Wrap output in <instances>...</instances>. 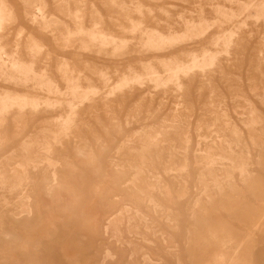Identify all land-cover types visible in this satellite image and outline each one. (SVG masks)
Listing matches in <instances>:
<instances>
[{
    "label": "rangeland",
    "instance_id": "374dc122",
    "mask_svg": "<svg viewBox=\"0 0 264 264\" xmlns=\"http://www.w3.org/2000/svg\"><path fill=\"white\" fill-rule=\"evenodd\" d=\"M7 1L14 8L16 16L12 19L13 21H7L8 23H5L6 25L4 24L5 26H3L0 31V34L3 37L2 44L7 51L13 52L16 48L20 49L22 56L27 59L28 54L25 50V44H27L28 41L30 42V39L31 42L35 40L41 42L45 48L38 58V64L36 65L37 70L47 67L45 68L47 69V72L50 73V75H54L59 86L64 89L66 85L57 71V59L59 57L66 58L69 60L70 65L74 67L72 68L70 66L73 70L74 76L80 77V80L83 83H85L86 79H90L93 81V84L96 86L98 85V88H100L102 92H105L107 88H105V84L97 75L99 69L108 72L110 78H115L119 70V74L126 72L128 65L133 66L134 64L133 67L139 69V62L141 60L150 61L152 59L150 56L144 58L137 57L134 52L135 46L133 47V44L130 45V50H127V52H129L121 53V57L119 58L117 56L113 59L110 50L100 51L97 48H95L90 56L86 58L79 48L80 40H77L78 37H69L65 31L74 30L75 27L80 25L90 29L93 27V23L96 20H99V27L101 30L104 29V31L109 34L116 33L115 35L118 34L119 36L130 40V36L128 34H123L122 31L123 27L129 26L130 24L127 22L128 19L127 16H125L124 11H122L123 9L119 8L121 7V2L128 3L132 6V2L137 3L140 1V3L146 6L144 8L145 10L143 9L146 14H144L146 16H144L146 19V26L155 28L159 25V30L164 32L166 31L165 28L167 25L165 24L167 20L169 24L175 27L177 32H181V29L179 28L181 20L179 17L185 15V17L190 18L192 12L203 10L204 7L205 9L203 10V13L208 19H210L213 17L210 5L214 2L221 3L227 8L237 10L236 5H231L232 7H230V3H226L225 0H181L182 2L180 0H109V4L107 3L108 0H105L104 2L103 0H99L100 2H98V0H78L79 2L76 0H72L73 2L71 0H63V3L62 0ZM83 3L85 4L83 5ZM103 4L109 8L106 6L104 7ZM28 5L32 8L29 9ZM201 5L203 7L202 9L200 7ZM149 8L153 10L152 14H150ZM131 9L134 10L133 7ZM121 13L124 16L121 15ZM93 14L95 16H93ZM53 15L57 18H53ZM137 16V14H134L135 18H138ZM32 19L36 22L32 21ZM47 20L49 22L51 21L50 23L53 25ZM62 22L64 26L61 25ZM54 24L55 28L58 29L53 27ZM49 25L50 29L49 27L45 28ZM249 25L250 26L247 30L237 39V44L240 47L236 44L233 48L232 55L229 58L225 56L219 58L220 61L218 60V64L216 63L215 66V68L218 67L219 69L212 68L211 70H207L206 73H210L208 75L206 74L205 81L200 78L199 75H192V77L197 76L196 80H193L191 84L192 86H189V88L187 86L188 89H184L181 93L183 95L180 94L183 96V102L179 111L173 110L175 108L174 104H176V94H169V100L166 102L167 104H164L160 101L161 99H159L161 98V93H151L152 91L150 90L138 91L133 87V89L129 88L130 93L127 89L119 92L118 96L116 93L114 95L115 97H112V100L94 102L93 104L85 103L83 106H80V111L78 109V117H76L77 124L68 134H66L68 138L65 137L66 135H61L59 137L60 141L57 142V144H59L58 147L54 144L53 146H56L52 148L53 150L51 149L52 152H50L51 150L44 154L38 151H34V153L32 152L34 156L39 154V156L42 157L43 155L46 157V155L51 153L49 156H51L53 161L58 162L56 168L47 167L48 164H46V162L41 164L42 166L40 164L39 167L35 166L36 168L34 166L23 167V152H21L20 148L22 142L29 140L30 136L31 138L34 137L33 139H43L44 141L48 133L47 131L49 130L48 125L50 123H56L57 121L53 116L54 114L47 115L44 113V110L41 109L38 113L27 116L28 119L26 118V120L23 121V124L19 127L13 125V122L11 121L8 127L0 128V139L5 143L0 147V164L9 159L8 157L11 158V153L14 152V156L16 157L14 158L15 162H18L20 163L19 165H21L19 166L20 168L6 169L2 168L0 165V173L4 169V171H9L10 173L12 170H17L22 176L25 178L27 177L26 180L28 181L24 184L23 194L26 196L28 194V202H30L29 199H31L30 205L28 202L26 203L27 200L21 201L18 198L17 193H14L16 196H13L10 192L0 191V221L3 220L8 227L16 229V231L8 237L0 235V264H26L28 258L31 256L34 260V264H216V260L219 261L217 264H227L233 256V252H228V250H225L214 243V239L210 236L213 232H210V229L216 230L214 228L222 226L226 229H231L238 236H242V223H244L245 220H248L247 218H249L251 211L253 213L255 209L261 207L256 196L258 192H261V188H264V60H261L264 59V26L262 24L254 23ZM39 26H41V28H39ZM227 26L230 27L229 24H226L224 25V28L227 29ZM61 27H64L63 29L65 30H62ZM62 31L64 32L62 33ZM216 33V30L211 31L206 40L192 43L189 48L200 50L201 47H208V43ZM21 34L23 36H20ZM30 36L32 38L29 39ZM7 38L8 41H6ZM73 38L74 40H71ZM61 39L65 41H62ZM8 43L10 45H8L9 48L7 47ZM13 43L17 45H14ZM260 47L263 50H261ZM189 48L188 46H184L182 49ZM94 52L96 54H93ZM101 53H103L102 56ZM174 53L178 55L181 54L178 50L174 51ZM260 53L262 56L259 55ZM122 54H125L126 56H123ZM231 57H233V60H228L232 59ZM111 61H113V63H111ZM90 62H92V65ZM136 63H138V65ZM44 64L46 65L44 66ZM101 66L102 68H99ZM222 69L224 70L222 71ZM116 70L117 72H114ZM214 71H216V73H214ZM219 73H221V78H219ZM207 76H209V79ZM114 78L111 79L109 86L113 85V82H115L116 79ZM209 80L210 82H208ZM205 83L208 84L206 85ZM0 88L15 90L14 87L6 86L2 83L0 84ZM198 91H200L201 94L200 92L198 93ZM124 92L125 94H123ZM147 93L148 95L146 96ZM143 94L145 96H143ZM189 96H191L190 99ZM117 100L120 105L117 103ZM106 102L108 105H106ZM184 102L185 104H183ZM186 102L190 103L187 104ZM221 107L225 108V111H227V117H224L223 113L220 112ZM107 109H110V111H107ZM88 110L91 111L89 112ZM189 113L191 115H189ZM243 114L247 116L245 117ZM252 114H257L254 116L260 121L257 124V127L255 125V129L250 128L246 124L250 120L249 117L252 116ZM150 115H152V117ZM51 116L53 117L51 118ZM95 117H97V119ZM167 117L173 120L178 119L181 123L180 125H183V127L185 126V128L189 130L190 144L188 152L185 151V148L183 147L184 145L182 146V142L174 132L171 133L169 129L165 130V128L171 124L166 123V121H168ZM46 126L48 130L46 129ZM43 129L45 131H43ZM40 130L41 133L44 134H42L43 136L39 135ZM220 131H223L222 138L225 140L223 142L232 145L233 157L236 158V160H242L247 164L245 166L246 173H250L249 176L252 177V180L247 181L248 183L243 180V177L248 174L241 175V170L233 168L230 166L231 162L224 160L223 162L226 165L224 166V168L226 167L224 170L226 172L222 175L231 177L224 182V185L220 184V187L209 185L211 187H208L206 182L199 184V175L204 166L200 163L201 161H204V150L207 148L208 143L213 144L218 142V145L221 144L220 141H217L218 138H216L217 136L215 135ZM233 131H235L237 135L233 133ZM71 132L74 134L73 136ZM157 133L163 134L160 136L157 135ZM155 137H159L160 140L155 139L151 141L152 138ZM61 138H63L64 141ZM149 138H151V140H149ZM209 138H212L213 140ZM76 139L77 141H75ZM161 139L163 142H161ZM97 141L99 144L98 147L95 143ZM146 142L150 145L149 150L144 154L145 156H143V158H139V156H137L139 152H136V150L133 151L132 148L136 146L137 151H139L143 147L142 144H145ZM151 142H153V145ZM76 143L77 145H75ZM60 145H64V147L61 148ZM83 146L94 147V151L100 162L98 168H88L75 158V151ZM40 153L42 155H40ZM240 154L243 155L245 159H243ZM223 155L229 158L230 154L225 151L223 152ZM244 155L247 156L245 157ZM238 156L239 158H237ZM18 157L20 158L17 159ZM145 158H147V160H145ZM64 159H70L74 165L77 166L78 173L76 176H73L68 180V187L71 190L67 192L70 199L65 200V209L58 210L56 204H54L53 207H47L46 202L48 199L46 198V195L49 191L53 192L54 189L62 184L66 178L65 176L68 169L62 166ZM138 159L141 162L143 159L142 163L144 164L147 163L144 165V168H141L142 171L139 170V167L133 166V163H136ZM199 160L201 161L199 162ZM170 162H173V168L176 171L169 175V173L166 172V169ZM185 162H187V168L184 169ZM45 169L47 171H45ZM219 169L220 167L218 170ZM54 171L58 172L55 173ZM24 173H28L27 175L31 176V180L30 177ZM54 174L57 175V180L60 184H55L50 189H47L46 184L48 185L51 183L52 175ZM165 184L170 190L167 191L165 189ZM205 186H207L206 190ZM219 188L221 190H219ZM203 189L205 190L204 194L202 192L204 191ZM139 191L140 194L144 196L142 200L129 198L131 193L137 194ZM98 192H103V199L100 198L101 195ZM236 192L238 194H236ZM72 193H74V196ZM122 195H126L125 199L122 198ZM117 199H120V201ZM14 201L17 202V204H14ZM130 202H133V204ZM19 203H21V205H26L25 209L29 210L28 213H20L18 210ZM102 203H108L110 207L121 203L119 205H124V207L133 209L131 216L125 219L126 221H124L121 232L119 233L120 235L118 236L120 238L119 240L125 243V248L127 247L126 249L118 248L115 245V240L110 237L99 236L95 233L94 228L96 226V220L102 218L106 213V211L101 210ZM12 204L13 206H11ZM54 213L55 217L53 216ZM13 216H18V218L15 219ZM20 222H25L29 230L23 231ZM216 231L219 232V230ZM253 240L251 260L241 259L237 264H264V230L257 232ZM10 242H14L15 244L11 253H8L6 251V245ZM136 244H138L140 248ZM134 248L136 254L132 255L131 259H129L128 255ZM107 251L113 256L110 260L105 258ZM216 255L218 256L216 257ZM78 256H80V258ZM75 258L78 260H74Z\"/></svg>",
    "mask_w": 264,
    "mask_h": 264
},
{
    "label": "bare ground",
    "instance_id": "6f19581e",
    "mask_svg": "<svg viewBox=\"0 0 264 264\" xmlns=\"http://www.w3.org/2000/svg\"><path fill=\"white\" fill-rule=\"evenodd\" d=\"M41 1V0H40ZM70 1V0H69ZM72 1V0H71ZM75 1V0H74ZM79 2L78 0H76ZM89 1V0H88ZM105 0H103L104 2ZM114 1V0H112ZM117 1V0H116ZM134 1V0H133ZM139 1V0H138ZM181 1V0H180ZM185 1V0H183ZM208 1V0H205ZM211 1V0H209ZM214 1V0H213ZM226 3H230L231 5H236L237 10L235 9H230L222 5L221 3H212L210 6L212 8V13L213 17L208 19L206 15H204L203 10L192 12L190 18L185 17V15H181L179 18L181 20L179 24V28L181 29V32H177L175 30V27L169 24L168 20L165 25V32L159 30V25H157L155 28H150L146 26L145 23V18L144 16L146 15L143 11V9L146 7L142 3L137 2L133 3L132 6H130L128 3L121 2L120 5L125 13V16H127V19L129 22V26L123 27L122 31L123 34H128L130 36V40L121 37L114 34H109L106 31L101 30L99 27V20H96L93 23L92 28H85L84 26H77L75 27L74 30H69L65 31L67 32V35L69 37H78L77 40L79 41L80 44V49L83 52L84 57H89L92 51L97 48L100 51L101 50H110L112 58L114 59L115 57L120 56L121 53L127 52V50H130V45L133 44V47L135 49V54L137 57H147L150 56L152 60L150 61H144L141 60L140 67L139 69H135L133 66L128 65L127 71L123 72L121 74L116 75L114 79L115 82H113V85L109 86V83L111 79L109 77L108 72L105 70L99 69L97 72L98 77L102 80V82L105 84V88L107 90H103L105 92H102L100 88H98V85L96 86L93 84L90 79H86L85 83H83L80 80V77L74 76L73 70L71 69L74 68L73 66L70 65V62L68 59L59 57L57 59V71L59 75L62 77V81L65 83L66 87L62 89L57 80L55 79L54 75H50V73L47 72V67H43L41 70L36 69V65L38 64V58L40 54L44 51L45 46L38 41H32L31 36L29 37L30 42L28 41L26 45V53L28 54V58H24L21 54V50L17 49L13 52H9L6 50L5 46L2 44V36L0 34V84H4L6 86H12L14 87L15 90L11 89H1L0 88V128H6L8 127L9 123L12 121L13 125L16 127H19L23 124V121L26 120L27 116L30 114H36L38 113L41 109L44 110V113L47 115L54 114L53 116L56 118V123H50V127L48 125L49 130H46L48 132L47 136L45 137L46 139L43 141V139H33L29 138V140H26L22 142L21 144V152H23V162L24 166H38L39 164H43L46 162L48 164L47 167L49 168H56L58 166V162L53 161L51 156L46 155V157L43 155L39 156L37 154L38 152L41 153H48L52 148H54L56 145L58 147L59 144H57L58 141H60L59 137L61 135H66L68 134L72 128L77 124L76 122V117L78 113V109L80 106H83L85 103L93 104L94 102H100V101H105V100H112L113 96L119 92H122L123 90L127 89L129 92V88L137 89L138 91L140 90H150L153 92H159L161 93V99L160 101L162 103H166L169 100V94L174 93L176 94V104L175 108L173 110L179 111L182 107V102H183V94H181L184 89H188L189 86H192L193 80H196L197 76L192 77V75H199L200 78H202L204 81L206 79V72L207 70H211L212 68H215L217 61L219 58H222V56L225 57H230L232 55L233 48L237 44V39L240 38V35L243 34L244 31L247 30V28L250 26L249 24L254 23V24H262L264 26V0H225ZM35 2V1H34ZM39 2V1H38ZM44 2V1H43ZM42 2V3H43ZM55 2V1H54ZM73 2V1H72ZM86 2V1H85ZM98 2H100L98 0ZM102 2V3H103ZM107 2V1H106ZM158 2V1H157ZM182 2V1H181ZM188 2V1H187ZM190 2V1H189ZM63 3V0H62ZM108 4L110 3L109 0L107 2ZM114 3V2H111ZM118 3V2H116ZM208 3V2H207ZM28 4V2H27ZM30 4V3H29ZM57 4V1H56ZM69 4V3H66ZM85 3H83L84 5ZM206 4V3H205ZM48 5V4H47ZM46 5V6H47ZM63 5V4H62ZM61 5V6H62ZM95 5V4H94ZM104 5V4H103ZM41 6V5H40ZM60 6V7H61ZM96 6V5H95ZM106 5H104L105 7ZM111 6V5H109ZM48 7V6H47ZM59 7V8H60ZM69 7V6H68ZM93 7V6H92ZM108 7V6H106ZM134 8L132 10L131 8ZM201 9L203 8L202 5L200 6ZM199 7V9H200ZM28 8H32L30 5H28ZM41 8V7H40ZM62 8V7H61ZM70 8V7H69ZM109 8V7H108ZM210 8V9H211ZM26 9V8H25ZM36 9V8H35ZM63 9V8H62ZM85 9V8H84ZM150 9V8H149ZM161 9V8H160ZM44 10V9H43ZM61 10V9H60ZM145 10V9H144ZM47 11V10H46ZM66 11V10H65ZM119 11V10H118ZM26 12V10H25ZM38 12V11H37ZM72 12V11H71ZM121 12V11H120ZM150 14L153 13V10H149ZM41 13V12H40ZM45 13V12H44ZM56 13V12H55ZM60 13V12H59ZM64 13V12H63ZM68 13V12H66ZM147 13V11H146ZM165 13V12H164ZM26 14V13H25ZM57 14V13H56ZM100 14V13H99ZM98 14V15H99ZM134 14H137L138 18L134 17ZM145 14V15H144ZM184 14V13H183ZM27 15V14H26ZM76 15V14H75ZM121 15H123L121 13ZM149 15V14H148ZM167 15V13H166ZM180 15V14H179ZM46 16V15H45ZM44 16V17H45ZM93 16H95L93 14ZM101 16V15H100ZM124 16V15H123ZM170 16V15H169ZM16 17L15 16V10L14 8L10 5V3L7 0H0V31L3 26H5L8 22ZM29 17V16H27ZM55 16L53 15V18ZM66 17V16H65ZM68 17V16H67ZM82 17V16H81ZM112 17V16H111ZM110 17V18H111ZM146 17V16H145ZM189 17V16H188ZM46 18V17H45ZM57 17H55L56 19ZM69 18V17H68ZM100 18V17H97ZM103 18V17H101ZM169 18V17H168ZM35 19V18H34ZM51 19V18H50ZM76 19V18H75ZM93 19V21H94ZM58 20V19H57ZM72 20V19H71ZM101 20V19H100ZM112 20V19H111ZM13 21V20H12ZM32 21H35L32 19ZM41 21V20H40ZM48 21V20H47ZM74 21V20H73ZM36 22V21H35ZM34 22V23H35ZM49 22V21H48ZM51 22V21H50ZM49 22V23H50ZM59 22V21H58ZM57 22V23H58ZM80 22V21H78ZM6 23V24H5ZM46 23V22H45ZM56 23V24H57ZM159 23V22H158ZM5 24V25H4ZM38 24V23H37ZM51 24V23H50ZM65 24V23H64ZM176 24V23H175ZM229 24L230 27L227 29L224 28V25ZM34 25V24H33ZM46 25V24H45ZM44 25V26H45ZM48 25V24H47ZM53 25V24H51ZM63 25V22L62 24ZM69 25V23H68ZM117 25V24H116ZM37 26V25H36ZM43 26V27H44ZM58 26V25H57ZM56 26V27H57ZM60 26V24H59ZM64 26V25H63ZM178 26V25H177ZM49 27L50 25L46 26L45 28ZM55 28V24L53 26ZM66 27V26H65ZM41 28V26H39ZM53 28V29H54ZM60 28V27H59ZM62 28V27H61ZM64 28V27H63ZM62 30H65L63 29ZM120 28V27H119ZM6 29V28H4ZM58 29V28H55ZM161 29V28H160ZM7 30V29H6ZM23 30V28H22ZM164 30V29H163ZM216 30L217 33L211 38L210 42L208 43V47H201L200 50H195L193 48H189L191 46L190 44L195 43V42H201L203 40H206L207 37L210 35V32ZM48 31V30H47ZM52 31V30H51ZM58 31V30H57ZM179 31V30H178ZM64 31H62L63 33ZM2 33V32H1ZM5 33V32H4ZM20 33V32H19ZM60 33V32H59ZM113 33V32H112ZM23 34V32H22ZM20 36H23V35ZM264 34V33H263ZM5 35V34H4ZM3 35V36H4ZM10 35V34H9ZM19 35V34H18ZM51 35V34H50ZM63 35V34H62ZM65 35V34H64ZM259 35V34H258ZM11 36V35H10ZM18 36V37H20ZM25 36V35H24ZM60 36V35H59ZM123 36V35H122ZM249 36V35H248ZM64 37V36H63ZM62 38V37H60ZM6 39V38H5ZM34 39V38H33ZM63 39V38H62ZM61 39V40H62ZM65 39V38H64ZM69 39V38H67ZM244 39V38H243ZM27 40V39H26ZM71 40H74L71 39ZM8 41V38L7 40ZM17 41V40H16ZM14 41V42H16ZM21 42V40L19 39ZM55 41V40H54ZM58 41V40H57ZM65 41V40H62ZM70 41V40H69ZM76 41V39H75ZM74 41V42H75ZM209 41V40H208ZM207 41V42H208ZM247 41V40H246ZM19 42V44H20ZM67 42V41H66ZM242 42V41H241ZM245 42V41H244ZM56 43V42H55ZM70 43V42H69ZM14 45H17L13 43ZM22 44V43H21ZM75 44V43H73ZM188 44V45H187ZM264 44V43H263ZM9 43L7 44L8 47ZM64 45V44H63ZM62 45V46H63ZM238 45V44H237ZM10 46V45H9ZM13 46V45H12ZM21 46V45H19ZM24 46V45H23ZM184 46H188L189 49H182ZM239 46V45H238ZM58 47V46H57ZM64 47V46H63ZM66 47V46H65ZM240 47V46H239ZM9 48V47H8ZM7 48V49H8ZM21 48V47H19ZM67 48V47H66ZM261 48V47H260ZM13 49V48H12ZM69 49V48H67ZM75 49V48H74ZM78 49V48H77ZM236 49V48H235ZM246 49V48H245ZM244 49V50H245ZM48 50V49H47ZM79 50V49H78ZM98 50V51H99ZM178 50L181 54H175L174 51ZM237 50V49H236ZM243 50V51H244ZM261 50H263L261 48ZM97 51V52H98ZM132 51V50H131ZM129 52V51H128ZM127 52V53H128ZM264 52V51H263ZM100 53V52H99ZM108 53V52H107ZM50 54V53H49ZM48 54V55H49ZM93 54H96L95 52ZM103 53H101L102 56ZM105 54V53H104ZM132 54V53H131ZM99 55V54H98ZM109 55V54H106ZM123 55V54H122ZM125 55V54H124ZM123 55V56H124ZM129 55V54H128ZM261 55V53L259 54ZM96 56V55H95ZM104 56V55H103ZM126 56V55H125ZM262 56V55H261ZM49 57V56H48ZM52 57V56H51ZM106 57V56H105ZM235 57V56H234ZM132 58V57H131ZM226 58V59H228ZM232 59L228 60H233ZM237 58V57H236ZM262 58V57H261ZM51 59V58H50ZM264 60V59H261ZM52 61V60H50ZM49 61V62H50ZM220 61V60H219ZM225 61V60H224ZM48 62V61H47ZM92 62H90L91 64ZM113 63V61H111ZM220 63V62H219ZM239 63V62H238ZM86 64V63H85ZM95 64V63H94ZM138 65V63H136ZM135 64V65H136ZM218 64V63H217ZM233 64V62H232ZM261 64V63H260ZM46 64H44L45 66ZM49 65V64H48ZM52 65V64H51ZM92 65V64H91ZM71 66V67H70ZM220 66V65H219ZM104 67V66H103ZM116 67V66H115ZM118 67V66H117ZM88 68V67H87ZM98 68V67H97ZM99 68H102L99 67ZM56 69V68H55ZM106 69V68H105ZM114 69V68H113ZM215 69H219L216 67ZM258 69V68H257ZM51 70V69H50ZM90 70V69H89ZM125 70V69H124ZM224 69H222L223 71ZM112 71V70H111ZM221 71V70H220ZM221 71V72H222ZM50 72V71H49ZM114 72H117L114 71ZM261 72V71H259ZM76 73V72H75ZM111 73V72H110ZM210 72H208L209 74ZM216 73V71H214ZM223 73V72H222ZM81 74V73H80ZM207 74V75H208ZM213 74V73H212ZM220 77L221 78V73ZM225 74V72H224ZM94 75V74H93ZM111 75V74H110ZM217 75V74H216ZM54 76V77H53ZM81 76V75H79ZM85 76V75H84ZM113 76V74H112ZM215 76V75H214ZM223 76V75H222ZM262 76V75H261ZM264 76V75H263ZM209 79V76H207ZM83 78V77H82ZM98 78V80H99ZM199 78V77H198ZM211 78V77H210ZM213 78V77H212ZM221 80V79H220ZM228 80V79H225ZM203 81V82H204ZM212 81V79H211ZM207 82V81H206ZM210 82V80L208 81ZM223 82V81H222ZM230 82V81H229ZM234 82V81H233ZM63 83V84H64ZM215 83V82H214ZM228 83V82H227ZM226 83V84H227ZM102 84V83H101ZM103 84V86H104ZM206 84V83H205ZM208 84V83H207ZM206 84V85H207ZM212 84V83H210ZM233 84V83H232ZM239 84V82H238ZM237 84V85H238ZM202 85V84H200ZM188 86V88H187ZM209 86V85H208ZM214 86V85H213ZM239 86V85H238ZM241 86V85H240ZM244 86V85H243ZM133 87V88H132ZM203 87V86H200ZM202 89V88H201ZM231 89V88H230ZM229 89V90H230ZM236 89V88H235ZM261 89V88H260ZM22 90V91H20ZM217 90V89H216ZM239 90V89H238ZM192 91V90H191ZM190 91V92H191ZM201 91V90H200ZM198 91V93L200 92ZM189 92V90H188ZM215 92V91H214ZM238 92V91H237ZM130 93V92H129ZM134 93V92H133ZM216 93V92H215ZM260 93V91H259ZM125 94V92L123 93ZM121 94V95H123ZM181 94V95H180ZM201 94V92H200ZM237 94V93H236ZM130 95V94H129ZM132 95V93H131ZM148 93L146 94V96ZM157 95V94H156ZM262 95V94H261ZM133 96V95H132ZM143 96H145L143 94ZM160 96V95H159ZM186 96V95H184ZM188 96V95H187ZM115 97V96H114ZM157 97V96H156ZM154 97V98H156ZM191 96H189L190 99ZM218 97V96H216ZM146 98V97H145ZM151 98V97H150ZM173 98V95H172ZM187 98V97H186ZM118 99V98H116ZM147 99V98H146ZM124 100V99H123ZM155 100V99H154ZM141 101V100H140ZM151 101V100H150ZM159 101V102H160ZM200 101V100H199ZM249 101V100H248ZM119 101L117 100V103ZM144 102V101H143ZM152 102V101H151ZM158 102V103H159ZM160 102V103H161ZM174 102V101H173ZM107 103V102H106ZM114 103V102H112ZM116 103V102H115ZM187 103V102H186ZM190 103V102H188ZM187 103V104H188ZM193 103V102H192ZM200 103V102H199ZM119 104V103H118ZM125 104V103H124ZM142 104V103H141ZM167 104V103H166ZM185 104V102L183 103ZM186 104V105H187ZM217 104V103H216ZM104 105V104H103ZM108 105V103L106 104ZM120 105V104H119ZM154 105V104H153ZM160 105V104H159ZM237 105V104H236ZM97 106V105H96ZM110 106V105H109ZM108 106V107H109ZM113 106V105H112ZM151 106V103H150ZM185 106V105H184ZM205 106V105H204ZM202 106V107H204ZM92 107V106H91ZM90 107V108H91ZM94 107V106H93ZM99 107V106H98ZM162 107V106H161ZM160 107V108H161ZM165 107V106H164ZM210 107V105H209ZM89 108V107H88ZM104 108V107H103ZM116 108V107H113ZM158 108V107H157ZM184 108V107H183ZM182 108V109H183ZM84 109V108H83ZM95 109V107H94ZM106 109V108H105ZM104 109V110H105ZM217 109V108H216ZM227 109V107H226ZM103 110V111H104ZM204 110V109H203ZM256 110V109H254ZM80 111V109H79ZM89 111V110H88ZM87 111V112H88ZM91 111V110H90ZM89 111V112H90ZM107 111H110V109H107ZM106 111V112H107ZM140 111V110H139ZM189 111V110H187ZM210 111V110H209ZM208 111V113H209ZM213 111V109H212ZM216 111V110H215ZM251 111V110H250ZM257 111V110H256ZM88 112V113H89ZM95 112V111H93ZM98 112V111H97ZM105 112V111H104ZM223 113L224 117H227V114L225 111V108L221 107V111ZM87 113V114H88ZM92 113V112H91ZM90 113V114H91ZM96 113V112H95ZM99 113V112H98ZM113 113V112H112ZM249 113V112H248ZM258 113V112H257ZM115 114V113H114ZM141 114V113H139ZM175 114V111H174ZM95 115V114H94ZM98 115V114H97ZM107 115V113H106ZM187 115V114H186ZM189 115H191L189 113ZM193 115V114H192ZM211 115V114H209ZM245 117L247 115L243 114ZM255 115V114H254ZM252 114V116L249 117V121L246 123L250 128L255 129V125L257 127V124L260 122L257 120V118ZM51 116V118L53 117ZM152 117V115H150ZM169 116V115H168ZM218 116V114H217ZM137 117V115H136ZM175 117V116H174ZM179 117V115H178ZM177 117V118H178ZM259 117V116H258ZM97 119V117H95ZM130 118V117H128ZM173 118V117H172ZM176 118V117H175ZM28 119V118H27ZM85 119V118H84ZM171 119V118H170ZM167 117L166 123H171L168 125L166 129H169V131L176 136H178L179 140L182 142V146L185 148V151L188 152L189 149V144H190V137H189V130L181 126L180 122L178 119H171L170 120ZM188 119V117H187ZM231 119V118H230ZM50 120V119H48ZM129 120V119H128ZM244 120V119H243ZM80 121V119H79ZM83 121V120H82ZM111 121V120H110ZM215 121V120H214ZM50 122V121H49ZM213 122V121H212ZM221 122V121H220ZM138 123V122H137ZM190 123V121H189ZM214 123V122H213ZM80 124V123H78ZM165 124V123H164ZM47 125V124H46ZM54 125V126H53ZM82 125V124H81ZM110 125V124H109ZM236 125V124H235ZM159 126V125H158ZM237 126V125H236ZM152 127V126H151ZM212 127V126H211ZM235 127V126H234ZM162 128V127H161ZM43 129V131H45ZM75 129V128H74ZM151 129V128H150ZM157 129V128H155ZM159 129V128H158ZM163 129V128H162ZM209 129V128H208ZM16 130V129H15ZM22 130V129H21ZM161 130V129H160ZM213 130V129H212ZM147 131V130H146ZM155 131V130H154ZM75 132V131H74ZM167 132V131H166ZM222 132L220 131L216 133L215 135L218 138L217 141H220V145H218L216 142L213 144H209L207 148L204 150V161L199 160V162L204 165L202 167V171L200 173V182L199 184L206 182L208 187H211L212 185L215 187H220V184L224 185V182L226 180H229L231 177L227 175H222L224 172H226L224 169L225 163L223 162L224 160H228L231 162V165L233 168H237L241 170V175L242 174H248L246 173V168L245 162L242 160H236V158L233 157V148L230 143H225L222 138ZM41 130L39 131V135H42ZM142 133V132H139ZM205 133V132H204ZM235 133V131H233ZM28 134V133H27ZM72 134V132H71ZM77 134V133H75ZM163 133H157V135H162ZM237 135V133H235ZM234 134V135H235ZM7 135V134H6ZM38 135V134H37ZM44 135V134H43ZM42 135V136H43ZM74 134H72L73 136ZM70 136V135H69ZM175 136V137H176ZM37 137V136H36ZM67 137V135L65 136ZM64 137V138H65ZM71 137V136H70ZM203 137V136H202ZM210 137V136H209ZM38 138V137H37ZM41 138V137H40ZM68 138V137H67ZM65 138V139H67ZM145 138V137H144ZM168 138V137H167ZM204 138V137H203ZM202 138V139H203ZM226 138V137H225ZM63 140V138H61ZM133 139V138H132ZM147 139V137H146ZM145 139V140H146ZM160 140L159 137L155 138H149V140ZM212 139V138H209ZM134 140V139H133ZM144 140V139H143ZM162 140V139H161ZM178 140V139H177ZM178 140V141H179ZM213 140V139H212ZM64 141V140H63ZM77 141V139L75 140ZM170 141V140H169ZM231 141V140H230ZM229 141V142H230ZM4 141L0 139V147L3 146L5 143ZM163 142V140L161 141ZM176 142V141H175ZM214 142V141H213ZM223 142V144H222ZM96 146L98 147V141L95 142ZM153 145V142H151ZM264 143V142H263ZM56 144L55 146H53ZM63 144V142H62ZM136 144V143H135ZM181 144V143H180ZM77 145V143L75 144ZM74 145V147H75ZM202 145V144H201ZM61 148L64 147V145H60ZM81 146V145H80ZM128 146V145H127ZM143 146V147H142ZM142 149L137 151V147H133L132 150H136V152H139L137 156L139 158H143L145 156L144 154L148 152L149 150V143L147 142L145 144H142ZM179 146V145H178ZM205 147V146H204ZM124 148V147H123ZM127 148V147H126ZM131 148V147H130ZM238 148V147H237ZM53 150V149H52ZM52 150L50 152H52ZM172 150V149H171ZM201 150V149H200ZM216 150V151H215ZM235 150V149H234ZM237 150V149H236ZM16 151V150H15ZM38 151L34 156L32 152ZM55 151V150H54ZM132 151V152H133ZM215 151V152H214ZM229 152V158L225 157L223 155V152ZM73 152V150H72ZM40 153V155H42ZM70 153V152H69ZM131 153V152H130ZM129 153V154H130ZM21 154V153H20ZM135 154V153H134ZM148 154V153H147ZM171 155V154H170ZM232 155V156H231ZM241 155V154H240ZM239 155V156H240ZM8 156V155H7ZM11 158L8 157L5 162L1 163L2 168H17L21 165L20 163H16L14 156V152L11 153ZM75 158L79 160L80 163H83L85 166L91 169H96L99 167V160L97 158V155L94 151V147L92 146H86L79 148L75 151L74 154ZM163 156V155H162ZM236 156V155H234ZM239 156L237 158H239ZM245 157L247 155H244ZM61 157V156H60ZM135 157V156H134ZM202 157V156H201ZM243 159V155H241ZM18 157L17 159H19ZM37 158V160H36ZM175 159V158H174ZM241 159V158H240ZM21 160V159H20ZM111 160V159H110ZM109 160V161H110ZM141 160V159H140ZM147 160V158H145ZM248 160V159H246ZM259 160V159H258ZM58 161H59V156H58ZM62 161V160H61ZM174 161V160H173ZM179 161V160H178ZM139 159L137 160L136 163H133V166L144 168V165L147 163H140ZM258 162V161H257ZM113 163V162H112ZM115 163V162H114ZM130 163V162H129ZM248 163V161H247ZM60 164V163H59ZM117 164V163H116ZM200 164V165H201ZM61 165V164H60ZM118 165V164H117ZM115 165V166H117ZM42 166V165H41ZM44 166V165H43ZM63 167L68 169V172L66 174V178L64 179L63 183L60 184L58 183L57 180V175H52V181L50 184H46V188L50 189L53 185L55 184H60L58 185L53 192L49 191L46 195V198L48 199L46 204L47 207H53L54 204H56L58 207V210H62L65 207V200L70 199L68 196V193L71 189L68 187L69 186V179H71L73 176H76L78 173L77 171V166L74 165V163L70 159H64L63 161ZM124 166V165H123ZM229 166V165H228ZM249 166V165H248ZM247 166V167H248ZM173 162H170L167 165L166 172L169 173V175L176 170L173 168ZM220 169L218 170V168ZM20 168V167H19ZM36 168V167H35ZM120 168V167H117ZM131 168V167H130ZM153 168V167H152ZM184 169L187 168V162L184 164ZM4 169V170H5ZM30 169V168H29ZM48 169V168H47ZM58 169V168H57ZM129 169V168H128ZM248 169V168H247ZM1 171L0 173V191H5V192H10L13 196L15 195L14 193H17L18 198L22 200H27V196L23 194L24 192V184L26 181V178L22 176L21 173L17 170H12L10 173L9 171ZM35 170V169H34ZM33 170V171H34ZM41 170V169H40ZM63 170V169H62ZM113 170V169H112ZM198 170V169H197ZM37 171V170H36ZM45 171H47L45 169ZM142 171V170H141ZM35 172V171H34ZM49 172V170H48ZM47 172V173H48ZM55 172V171H54ZM58 172V171H56ZM55 172V173H56ZM237 172V171H235ZM143 173V172H142ZM140 173V174H142ZM28 174V173H24ZM45 174V173H44ZM136 174V173H135ZM155 174V173H154ZM228 174V173H227ZM250 174V173H249ZM246 175L243 177L244 181L252 180V177ZM48 175V174H46ZM51 175V174H50ZM240 175V174H239ZM240 175V176H241ZM29 176V175H27ZM175 176V175H173ZM171 176V177H173ZM244 176V175H243ZM30 180H31V176ZM158 177V176H157ZM176 177V176H175ZM173 177V178H175ZM46 178V177H45ZM177 178V177H176ZM241 178V177H240ZM29 179V178H28ZM133 179V178H132ZM235 179V178H234ZM242 179V178H241ZM44 180V179H43ZM147 181V179H146ZM156 181V180H155ZM140 182V181H139ZM152 182V181H151ZM242 182V181H241ZM27 183V182H26ZM29 183V182H28ZM148 183V182H147ZM248 183V182H247ZM30 184V183H29ZM117 184V183H116ZM28 185V184H27ZM136 185V184H132ZM146 185V184H145ZM149 185V184H148ZM211 185V186H209ZM119 186V185H118ZM129 186V185H128ZM147 186V185H146ZM150 186V185H149ZM160 186V185H159ZM165 189L168 191L170 188L165 184ZM207 186H205V190L207 189ZM226 186V185H225ZM148 187V186H147ZM157 187V186H156ZM200 187V186H199ZM224 187V186H223ZM233 187V186H232ZM262 187V185H261ZM33 188V187H32ZM225 188V187H224ZM235 188V187H234ZM45 189V188H44ZM129 189V188H128ZM157 189V188H156ZM31 190V189H30ZM139 190V189H138ZM137 190V191H138ZM204 190V189H203ZM204 191L203 194H204ZM219 190H221L219 188ZM237 190V189H236ZM26 191V190H25ZM73 191V190H72ZM146 191V190H145ZM216 191V190H215ZM218 191V190H217ZM245 191V190H244ZM131 192V191H129ZM143 192V191H142ZM148 192V191H147ZM220 192V191H218ZM243 192V191H242ZM101 196L100 198H104V194L98 192ZM109 193V192H108ZM126 193V192H125ZM30 194V193H29ZM67 194V196H66ZM74 196V193H72ZM112 194V193H111ZM144 194V193H143ZM202 194V197H203ZM221 194V193H220ZM234 194V193H233ZM236 194H238L236 192ZM259 194V196H258ZM256 198L260 201L259 205L261 206L260 208H257L254 210V212L250 213L248 220H245L244 223H242V236L235 234L234 231L231 229H226L225 227L219 226L218 228H214L216 230L210 229V232L212 231L213 233L210 235L214 239V243H216L218 246L221 248L233 252V256L231 257L230 261L227 264H237L240 262L239 260L241 259H250L251 260V250H252V244H253V238L256 235L257 232H260L264 230V188H261V192H258ZM98 195V194H97ZM163 195V194H162ZM16 196V195H15ZM30 196V195H29ZM76 196V195H75ZM126 195H122V198L125 199ZM146 196V195H145ZM205 196V195H204ZM236 196V195H235ZM118 197V196H117ZM201 197V198H202ZM239 197V196H237ZM260 197V198H259ZM116 198V197H115ZM129 198L139 200L143 199L144 196L139 193H131L129 195ZM153 198V197H152ZM18 199V200H19ZM151 199V198H150ZM165 199V198H164ZM12 200V199H11ZM17 200V201H18ZM31 202V199H29ZM118 200V199H117ZM127 200V199H126ZM125 200V201H126ZM134 200V201H135ZM206 200V199H204ZM20 201V202H21ZM34 201V200H33ZM71 201V200H69ZM107 201V200H106ZM112 201V200H111ZM116 201V200H115ZM120 201V199L118 200ZM129 201V200H127ZM196 201V200H195ZM194 201V202H195ZM15 202V201H14ZM19 202V201H18ZM28 200L26 201V203ZM30 202H28L30 204ZM68 203V201H67ZM71 203V202H70ZM131 203V202H130ZM139 203V202H138ZM14 204H17L15 202ZM19 208L18 210L20 211L21 214H26L28 213L29 210H26L25 207L26 205H21L19 203ZM121 204V203H119ZM114 205L113 207H110L108 203H102L101 204V210L106 211L104 216L102 218H99L96 220V226L94 228V231L97 235L99 236H108L111 239L115 240V245L118 248H125V243L118 237L121 232V228L124 224L125 219L131 216V212L133 209L129 207H124L121 205ZM133 204V202L131 203ZM157 204V203H156ZM159 204V203H158ZM9 205V204H8ZM7 205V206H8ZM31 205V204H30ZM68 205V204H67ZM5 206V205H4ZM13 206V204L11 205ZM149 206V205H148ZM162 206V205H161ZM18 207V206H17ZM136 207V206H135ZM147 207V205H146ZM68 208V207H67ZM161 208V207H160ZM51 209V208H50ZM65 209V208H64ZM159 209V208H158ZM17 211V208H16ZM32 211V210H30ZM50 211V210H49ZM138 211V210H136ZM165 212V210H164ZM31 213V212H30ZM51 213V212H49ZM137 213V212H136ZM140 214V212H139ZM11 215V214H10ZM51 215V214H50ZM137 215V214H136ZM55 217V213L53 214ZM52 216V217H53ZM168 216V215H167ZM15 217V216H13ZM18 218L15 217V219ZM51 218V217H50ZM57 218V217H56ZM143 218V217H142ZM54 219V218H52ZM134 219V218H133ZM143 220V219H141ZM130 221V220H129ZM135 221V220H134ZM145 221V220H144ZM167 221V220H166ZM53 223V222H52ZM130 223V222H129ZM137 223V222H136ZM157 223V222H156ZM146 224V223H145ZM171 224V223H170ZM21 228L23 231H28V226L25 222H20ZM137 225V224H136ZM46 228V227H45ZM124 228V227H123ZM130 228V227H129ZM150 228V227H148ZM210 228V227H209ZM152 230V229H151ZM207 230V229H206ZM16 229L8 227L3 220L0 221V235L8 237L10 234L15 232ZM147 231V230H146ZM124 232V231H123ZM216 232V233H214ZM218 233V234H217ZM135 234V233H134ZM209 235V233H208ZM207 235V236H208ZM208 236V237H210ZM142 237V236H141ZM146 237V236H145ZM123 238V237H122ZM136 238V237H135ZM139 238V237H138ZM19 239V238H18ZM137 240V239H135ZM140 240V239H139ZM208 240V239H207ZM210 240V239H209ZM111 242V240H110ZM144 242V241H143ZM213 242V240H212ZM14 242H10L6 245V251L8 253H11L13 247H14ZM199 244V243H198ZM209 244V243H208ZM215 244V245H216ZM1 245V243H0ZM130 246V244L128 243ZM138 246V244H136ZM211 245V244H210ZM135 246V245H134ZM133 246V247H134ZM216 246V247H218ZM132 247V245H131ZM140 248V246H138ZM211 247V246H210ZM209 247V248H210ZM108 248V247H107ZM106 248V249H107ZM127 248V247H126ZM125 248V249H126ZM213 248V247H212ZM211 249V248H210ZM142 250V247H141ZM220 250V249H219ZM101 251V250H100ZM105 252V251H103ZM143 253V251H142ZM136 254L135 248L132 249L131 253H129V259H131V256ZM80 255V254H79ZM142 255V254H141ZM77 256V255H76ZM81 256V255H80ZM80 256H78L80 258ZM144 256V255H143ZM142 256V257H143ZM146 256V255H145ZM215 256V255H214ZM218 255H216L217 257ZM28 257V255H27ZM77 257V258H78ZM215 257V258H216ZM104 258V257H103ZM105 258L107 259H112L113 256L109 253V251L106 252ZM149 258V256H148ZM214 258V257H213ZM212 258V259H213ZM146 259V258H145ZM3 260V259H2ZM78 260V259H74ZM80 261V260H79ZM26 262V261H25ZM78 262V261H77ZM81 262V261H80ZM146 262V260H145ZM218 263L219 261L216 260ZM216 263V264H217ZM221 263V262H220ZM14 264V263H13ZM26 264H34V260L31 257L28 258ZM37 264V263H36ZM39 264V263H38ZM81 264V263H79ZM105 264V263H104ZM213 264V263H212Z\"/></svg>",
    "mask_w": 264,
    "mask_h": 264
}]
</instances>
